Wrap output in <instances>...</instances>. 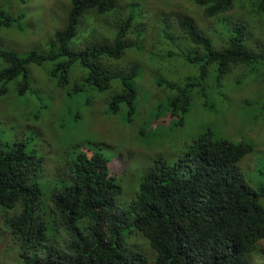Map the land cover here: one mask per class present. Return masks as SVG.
I'll return each mask as SVG.
<instances>
[{
    "label": "trees",
    "instance_id": "16d2710c",
    "mask_svg": "<svg viewBox=\"0 0 264 264\" xmlns=\"http://www.w3.org/2000/svg\"><path fill=\"white\" fill-rule=\"evenodd\" d=\"M191 1L203 8L206 17H215L232 10L237 0ZM241 2L250 12H264V0ZM70 3L66 24L54 32L48 51L33 49L20 56L0 44L4 64L0 82H14L19 86L17 95H24L27 66L49 62L57 85L71 83L75 92L93 89L102 99L107 96L106 117L119 114L125 106L127 121L132 123L139 113L135 81L140 70L132 64L112 73L107 64L133 47L129 33L139 35L148 22L134 25L130 8L112 43L93 41L75 49L71 42L77 37L81 14L88 10L104 14L115 4L113 0ZM7 14L0 9V26L8 27L15 19ZM160 24L166 25V36L174 41L177 34L170 35L165 14ZM174 24L197 49L185 58L200 63L197 85L204 97V90L214 84L219 87L231 67L240 64L246 72H254L264 65V50L250 46L252 29L244 19L235 20L220 47L191 16H177ZM75 64L87 71L80 82L71 81L69 70ZM210 75L213 82L208 81ZM245 79L238 77L235 84L241 86ZM193 85L166 84L172 92L165 104L173 113L181 112V125L193 105L194 96L188 94ZM183 146L172 162L156 157L140 176L133 174L128 185L133 197L121 207L118 197L123 188L113 170L116 159L77 145L64 162L68 173L60 179L65 184L46 197L38 174L40 160L26 153L22 144L6 148L0 143V208L5 211L0 226L16 244V264H148L147 255L131 241L136 233L154 252L153 264H252L248 257L264 240V190L247 181L238 162L253 151V145L220 137L207 127ZM9 249L15 248L9 245Z\"/></svg>",
    "mask_w": 264,
    "mask_h": 264
},
{
    "label": "rangeland",
    "instance_id": "374dc122",
    "mask_svg": "<svg viewBox=\"0 0 264 264\" xmlns=\"http://www.w3.org/2000/svg\"><path fill=\"white\" fill-rule=\"evenodd\" d=\"M113 1L115 6L110 12L99 14L88 10L81 14L77 37L71 45L83 48L93 41L112 43L130 8L134 10V25L148 22L144 25L145 31L140 30L139 35L136 31L135 34L129 33L133 47L128 48L119 60L107 64L112 73L128 69L132 64L140 70L135 81L140 91L135 100L139 113L133 122L127 121L125 106L119 114L107 118V96L102 99L101 94L93 89L75 92L71 83L57 85V80L49 72V62L29 64L26 93L17 95L15 90L19 86L8 82L6 88L10 92L0 95L2 146L10 148L22 144L25 152L40 160L38 174L45 196L65 184L60 179L65 172L61 164L68 153L77 150V145L81 144L83 149L101 150L119 164L121 174L118 180L123 192L118 202L125 207L133 197L128 192L133 174L140 176L156 157L172 162L190 138H196L203 129L211 127L220 137L253 145V151L247 153L238 165L254 188L264 190L263 63L254 72H246V66L240 64L231 67L222 76L219 87L214 84L204 90V97L197 85L200 63L185 58L196 54L197 49L174 24L177 16L189 15L220 47L235 20L244 19L252 29L250 46L264 50V12H250L241 0L236 1L232 10L215 17H206L203 8L191 0ZM70 8V0H0V9L15 18L12 27L0 26L1 47L14 50L20 56H26L33 49L48 51L55 39L54 32L66 24ZM162 14L169 24L170 35L176 37L177 34L174 41L172 37L167 38L166 25L160 24ZM69 73L71 81L80 82L87 71L75 64ZM210 76L208 81L213 82L214 77ZM238 77L246 78L241 86L235 84ZM17 79L23 80V76ZM168 83L178 88L187 83L194 84L188 92L194 96L193 105L186 112L183 125L178 123L181 112L173 113L165 104L167 95L172 92L166 87ZM116 126L122 127L118 130ZM261 203L264 205V197ZM4 216L5 211L0 208V218ZM0 227V261L16 264L19 261L16 244L3 226ZM131 241L147 254L148 264H153L154 252L145 238L136 233ZM9 245L15 249L10 250ZM263 256L264 242L258 257Z\"/></svg>",
    "mask_w": 264,
    "mask_h": 264
},
{
    "label": "clouds",
    "instance_id": "9594fccd",
    "mask_svg": "<svg viewBox=\"0 0 264 264\" xmlns=\"http://www.w3.org/2000/svg\"><path fill=\"white\" fill-rule=\"evenodd\" d=\"M7 15H10V14H7ZM11 16V15H10ZM13 18V17H12ZM5 27V26H4ZM9 27H12L11 26V24H10V26H8L7 28H9ZM78 27V26H77ZM74 48V47H73ZM75 49H80V48H75ZM4 64L2 63V66H3ZM2 66H0V67H2ZM7 84V83H6ZM6 84H2L1 82H0V89L1 88H3V92H0V95H3V94H8L9 92H10V90H8L7 88H6ZM15 85V84H14ZM17 90L18 89H16L15 90V92H17ZM17 94V93H16ZM83 150H85V149H83ZM98 151H100V152H102L101 150H98ZM90 152H91V150L89 151V150H87V153L88 154H90ZM252 152V151H251ZM27 153V152H26ZM102 154H103V152H102ZM31 155V154H30ZM34 157V156H33ZM61 167H63L64 168V170H65V173H68L67 172V169H66V166H65V164L63 163V164H61ZM117 169L115 170L114 168H113V170H114V173H116V174H114L116 177H117V180H118V175H117V173L118 172H120L119 171V164L117 165ZM113 172V171H112ZM63 175V174H62ZM119 181V180H118ZM51 192H53V191H51ZM47 197V196H46ZM1 233V232H0ZM1 239V238H0ZM263 242H264V240H261L259 243H258V247H257V249L253 252V253H251L250 255H249V259L251 260V263L252 264H254V262L256 263V264H264V256L263 257H258L259 255H260V252H261V246H262V244H263ZM136 246H137V244H136ZM138 247H139V245H138ZM139 249L141 250V248L139 247ZM142 251V250H141ZM258 251H259V253H258ZM143 252V251H142ZM146 254V253H145ZM147 255V254H146ZM148 257V256H147ZM148 260H149V258H148ZM1 263L0 264H4V262H7V261H0Z\"/></svg>",
    "mask_w": 264,
    "mask_h": 264
}]
</instances>
